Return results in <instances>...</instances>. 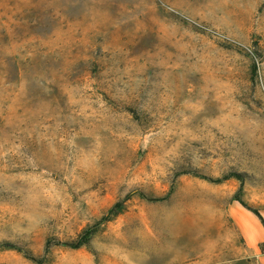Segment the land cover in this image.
I'll use <instances>...</instances> for the list:
<instances>
[{"label": "rangeland", "instance_id": "obj_1", "mask_svg": "<svg viewBox=\"0 0 264 264\" xmlns=\"http://www.w3.org/2000/svg\"><path fill=\"white\" fill-rule=\"evenodd\" d=\"M235 200L261 219L264 0H0V264H264Z\"/></svg>", "mask_w": 264, "mask_h": 264}, {"label": "crops", "instance_id": "obj_2", "mask_svg": "<svg viewBox=\"0 0 264 264\" xmlns=\"http://www.w3.org/2000/svg\"><path fill=\"white\" fill-rule=\"evenodd\" d=\"M228 213L246 247L261 254L264 261V253L261 250L264 243V214L260 216L262 222L252 209L236 200L230 203Z\"/></svg>", "mask_w": 264, "mask_h": 264}, {"label": "trees", "instance_id": "obj_3", "mask_svg": "<svg viewBox=\"0 0 264 264\" xmlns=\"http://www.w3.org/2000/svg\"><path fill=\"white\" fill-rule=\"evenodd\" d=\"M254 71H256V68H254ZM257 214H259L258 212H256ZM260 215V214H259ZM261 216V215H260ZM262 218V217H261ZM89 234H86V235H84V238L81 240V242H80V244H82V243H85V242H87L88 240H89ZM0 247H12V244L11 243H6V244H4L3 246L2 245H0ZM262 249H263V251H264V243L262 244Z\"/></svg>", "mask_w": 264, "mask_h": 264}]
</instances>
